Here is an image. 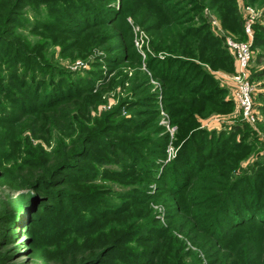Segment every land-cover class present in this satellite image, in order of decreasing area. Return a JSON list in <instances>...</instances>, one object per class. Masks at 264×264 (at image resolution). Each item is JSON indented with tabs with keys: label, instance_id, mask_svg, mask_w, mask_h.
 Masks as SVG:
<instances>
[{
	"label": "rangeland",
	"instance_id": "obj_1",
	"mask_svg": "<svg viewBox=\"0 0 264 264\" xmlns=\"http://www.w3.org/2000/svg\"><path fill=\"white\" fill-rule=\"evenodd\" d=\"M261 28L264 0H0V264H264Z\"/></svg>",
	"mask_w": 264,
	"mask_h": 264
},
{
	"label": "built area",
	"instance_id": "obj_2",
	"mask_svg": "<svg viewBox=\"0 0 264 264\" xmlns=\"http://www.w3.org/2000/svg\"><path fill=\"white\" fill-rule=\"evenodd\" d=\"M246 33L250 34V26L247 25ZM231 51L235 55L236 71L233 76L235 87V102L241 109L244 119L253 122L255 119L254 109L252 107L251 90L247 82V68L251 58L249 46L243 43H228Z\"/></svg>",
	"mask_w": 264,
	"mask_h": 264
},
{
	"label": "trees",
	"instance_id": "obj_3",
	"mask_svg": "<svg viewBox=\"0 0 264 264\" xmlns=\"http://www.w3.org/2000/svg\"><path fill=\"white\" fill-rule=\"evenodd\" d=\"M8 1H11V0H8ZM260 31H261L262 33H264V28H261ZM254 46H255V47H261V46H264V39H257V40L255 41V43H254ZM262 76H264V70H263ZM225 207H226V203H225ZM225 207H224V208H225ZM222 209H223V208H222ZM227 214H228V212H227ZM217 216H218V215H217ZM222 221L225 222L226 219H225L224 217H221L220 219L217 220V223L221 224ZM210 235H211V236H210V239H208V240H211V239H212V240H216L215 238H216L217 236H215L214 233H212V234H210Z\"/></svg>",
	"mask_w": 264,
	"mask_h": 264
}]
</instances>
